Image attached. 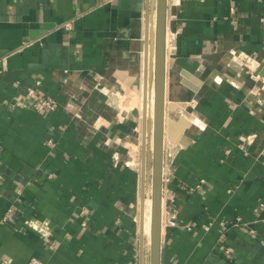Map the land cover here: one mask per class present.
Wrapping results in <instances>:
<instances>
[{"label":"crops","instance_id":"1","mask_svg":"<svg viewBox=\"0 0 264 264\" xmlns=\"http://www.w3.org/2000/svg\"><path fill=\"white\" fill-rule=\"evenodd\" d=\"M167 11L161 264H264V0ZM155 29V0H0V264H150Z\"/></svg>","mask_w":264,"mask_h":264},{"label":"water","instance_id":"2","mask_svg":"<svg viewBox=\"0 0 264 264\" xmlns=\"http://www.w3.org/2000/svg\"><path fill=\"white\" fill-rule=\"evenodd\" d=\"M156 1L155 29V81L153 106V149H152V194H151V236L150 264H161L162 211H163V158H164V124L166 99V23L167 0ZM259 72V70H258ZM264 75V72H261ZM143 118L147 120V96L143 104ZM146 129H144L145 135ZM142 190L140 203V233L143 234L145 178L147 168V145L143 139ZM141 238V242H142Z\"/></svg>","mask_w":264,"mask_h":264},{"label":"built area","instance_id":"3","mask_svg":"<svg viewBox=\"0 0 264 264\" xmlns=\"http://www.w3.org/2000/svg\"><path fill=\"white\" fill-rule=\"evenodd\" d=\"M64 27L66 29L70 28L69 23H66L64 25ZM247 63L246 65L243 67L244 72L249 73V74H253L254 72H256V70L259 68L260 62L252 57H248L247 58ZM258 77V75H256ZM255 76V77H256ZM34 89L31 87L28 89V94L29 95H33L34 94ZM256 92H258V95H260V90L259 88L256 90ZM30 105L37 109V110H41V111H47V110H53L56 108L57 106V102L56 100H54L52 97L50 96H42V97H38L36 100L31 101ZM164 180V177H163ZM240 218H236L235 223H239ZM27 225L31 228H33L34 230H37L41 233H47L48 230V224L46 222L44 223H37L35 221H28ZM27 264H46L45 262L41 261L38 258H31L29 260V262Z\"/></svg>","mask_w":264,"mask_h":264},{"label":"bare ground","instance_id":"4","mask_svg":"<svg viewBox=\"0 0 264 264\" xmlns=\"http://www.w3.org/2000/svg\"><path fill=\"white\" fill-rule=\"evenodd\" d=\"M169 40V39H168ZM152 56V55H151ZM154 62V61H153ZM152 65V64H151ZM170 66V65H169ZM155 72V71H154ZM153 74H155V73H153ZM151 75H152V73H151ZM155 79V78H154ZM128 81H130V80H128ZM151 81V80H150ZM132 82V81H131ZM131 89V88H130ZM133 89H134V87H133ZM145 90V89H144ZM136 91V90H135ZM152 94H151V99H152V102L154 101V98H153V96H154V94H153V92H151ZM143 100V99H142ZM118 102V101H117ZM124 103V102H123ZM129 103V102H128ZM142 106H143V104H142ZM130 107V106H129ZM128 107V108H129ZM152 107H153V103L149 106V109L151 108V111H150V113L152 112ZM167 107V106H166ZM127 108V109H128ZM179 108H180V106H179V104H173V105H171L170 107H169V110H170V112H175V111H178L179 110ZM141 109V108H140ZM139 109V110H140ZM142 110V109H141ZM185 110V109H184ZM180 111V110H179ZM184 113H185V116L189 119V120H193V118H194V116L192 115V114H190V113H188V112H186V111H184ZM180 114V113H179ZM182 114V113H181ZM174 116V115H173ZM183 117V116H182ZM168 120V119H167ZM170 120V119H169ZM168 120V121H169ZM172 120V119H171ZM151 122H152V120H151ZM150 122V123H151ZM189 123V122H188ZM169 124V123H168ZM166 125V124H165ZM152 126V125H151ZM150 126V127H151ZM153 129V128H152ZM168 129H170V128H168ZM181 129V128H180ZM169 131V130H168ZM180 131V130H179ZM174 132H177V131H174ZM175 134V133H174ZM153 135V134H152ZM152 140H153V138H152ZM130 143V142H129ZM127 146V145H126ZM128 146H129V144H128ZM139 147V146H138ZM139 150V149H138ZM137 150V151H138ZM135 154V153H134ZM132 162H133V160H132ZM148 190H149V188H148ZM149 192V191H148ZM150 193V192H149ZM151 202H152V200H151V198L150 197H148V198H146V200L144 201V204H145V207H146V209H144V211L146 212L145 213V216H146V219H145V221H144V224H143V230H144V236L146 237V239H147V242H146V244H147V246H149L150 247V236H151ZM144 207V208H145Z\"/></svg>","mask_w":264,"mask_h":264},{"label":"rangeland","instance_id":"5","mask_svg":"<svg viewBox=\"0 0 264 264\" xmlns=\"http://www.w3.org/2000/svg\"><path fill=\"white\" fill-rule=\"evenodd\" d=\"M153 131V130H152ZM153 132L151 133V138H150V142H149V144L147 145V149L149 148V152H150V158H151V174H150V177H149V192H148V195L146 196V198H148V197H150L151 198V194H152V149H153V140H152V138H153ZM146 198H145V200H146ZM144 207H145V204H144ZM144 209H146V207L144 208ZM145 211H144V220H143V222L145 221V219H146V216H145ZM146 222V221H145Z\"/></svg>","mask_w":264,"mask_h":264}]
</instances>
